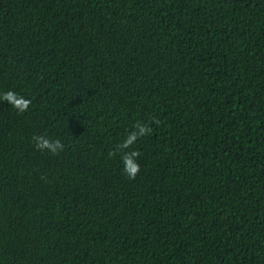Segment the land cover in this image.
Wrapping results in <instances>:
<instances>
[{
	"label": "trees",
	"instance_id": "16d2710c",
	"mask_svg": "<svg viewBox=\"0 0 264 264\" xmlns=\"http://www.w3.org/2000/svg\"><path fill=\"white\" fill-rule=\"evenodd\" d=\"M0 264H264V0H0Z\"/></svg>",
	"mask_w": 264,
	"mask_h": 264
},
{
	"label": "clouds",
	"instance_id": "9594fccd",
	"mask_svg": "<svg viewBox=\"0 0 264 264\" xmlns=\"http://www.w3.org/2000/svg\"><path fill=\"white\" fill-rule=\"evenodd\" d=\"M8 95H9V98H10L11 94L9 93ZM144 131H145L144 128L140 129V133L141 134H143ZM36 143H37V147H45V146H48L50 144V141H48L47 139H44V138H37ZM56 144L59 145L60 141L57 140ZM133 155L135 156L136 153H133ZM137 170H138V166L137 167H133V166L129 165L128 168H127V171H128L129 174H134Z\"/></svg>",
	"mask_w": 264,
	"mask_h": 264
}]
</instances>
